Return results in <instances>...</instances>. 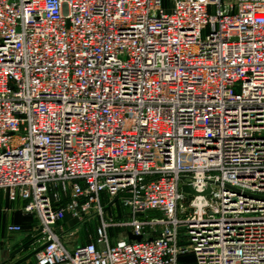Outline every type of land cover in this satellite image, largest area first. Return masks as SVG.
I'll use <instances>...</instances> for the list:
<instances>
[{
	"label": "built area",
	"instance_id": "2783aa9c",
	"mask_svg": "<svg viewBox=\"0 0 264 264\" xmlns=\"http://www.w3.org/2000/svg\"><path fill=\"white\" fill-rule=\"evenodd\" d=\"M0 189L32 264H264V0H0ZM115 196L124 237L69 249Z\"/></svg>",
	"mask_w": 264,
	"mask_h": 264
},
{
	"label": "rangeland",
	"instance_id": "374dc122",
	"mask_svg": "<svg viewBox=\"0 0 264 264\" xmlns=\"http://www.w3.org/2000/svg\"><path fill=\"white\" fill-rule=\"evenodd\" d=\"M187 202V199H184V201L182 202L186 210L189 208L187 206ZM19 204V200L14 202V206H18ZM107 204L108 202L104 204L102 214L89 212L81 213L78 216H72L71 213H68L66 217L60 223H58L57 231L61 234L62 240L69 249H72L75 246L94 238L98 227L102 226V223L106 224L109 234V240L111 242L115 241L118 238L124 237L125 230L127 229L126 222L129 221L128 206L124 205L121 200H116L110 207L104 209ZM17 211L19 212V214H21L22 204L18 206L16 212ZM22 216L18 220V223H21L23 225V232L9 233L6 230V233L9 236L11 235L10 239H12L13 241H16L17 238L20 237V239L22 238V240H24L25 242L27 241L26 243H28L29 241L35 239L31 237L38 231L36 229L37 227L35 225V220H33L32 217L24 218V216ZM160 217V213L152 210L146 211L145 213H142L138 216V218L144 222ZM161 227V223H154L151 225L148 233L150 235H156L158 234ZM35 244L33 243L32 246H35ZM33 261L34 256H32L28 262H25L23 264H32ZM177 264H195V256L193 252L189 249L187 252L181 254L178 257Z\"/></svg>",
	"mask_w": 264,
	"mask_h": 264
},
{
	"label": "crops",
	"instance_id": "0c3cea01",
	"mask_svg": "<svg viewBox=\"0 0 264 264\" xmlns=\"http://www.w3.org/2000/svg\"><path fill=\"white\" fill-rule=\"evenodd\" d=\"M19 201V205L23 204L21 200ZM14 202L15 201H10L7 197V193L4 190L0 189V264H12L34 249V246H32L33 241H29L28 243H26L27 241L25 242L24 240H22V238L20 239V237L17 238L16 241H13L12 239H10L11 235L9 236L6 233L7 225L11 223H18V220L22 215L25 218L23 212H21V214H19L18 211L16 212V209L19 205L14 206ZM30 258L22 261L19 264L28 262Z\"/></svg>",
	"mask_w": 264,
	"mask_h": 264
},
{
	"label": "water",
	"instance_id": "95a60500",
	"mask_svg": "<svg viewBox=\"0 0 264 264\" xmlns=\"http://www.w3.org/2000/svg\"><path fill=\"white\" fill-rule=\"evenodd\" d=\"M189 189L190 191H192V193H196V191L191 188V186H189ZM210 191V187L208 186L205 191H203V194L205 193H208ZM118 196H115L106 206L104 209H107L108 207H110L116 200H117ZM127 237L128 239L130 240H140L141 239V235H136V234H133L131 233L130 231L127 232ZM43 247V245H40L39 247L33 249L30 253H28L27 255H25L24 257H22L21 259L15 261L14 263L12 264H19L21 263L22 261L30 258L31 256H33L39 249H41Z\"/></svg>",
	"mask_w": 264,
	"mask_h": 264
},
{
	"label": "trees",
	"instance_id": "16d2710c",
	"mask_svg": "<svg viewBox=\"0 0 264 264\" xmlns=\"http://www.w3.org/2000/svg\"><path fill=\"white\" fill-rule=\"evenodd\" d=\"M25 217H30V216H28V215H25Z\"/></svg>",
	"mask_w": 264,
	"mask_h": 264
}]
</instances>
